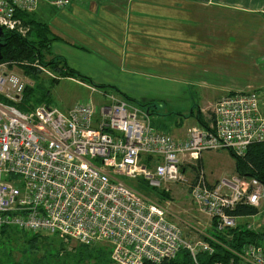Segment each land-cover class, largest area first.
<instances>
[{"label": "built area", "instance_id": "2783aa9c", "mask_svg": "<svg viewBox=\"0 0 264 264\" xmlns=\"http://www.w3.org/2000/svg\"><path fill=\"white\" fill-rule=\"evenodd\" d=\"M41 2L67 10L73 0H0V27L26 36L19 14L35 12ZM34 67L56 78L39 63ZM28 86L9 63L0 62V229L107 247L113 264H159L181 251L192 264H208L201 257L215 255L211 243L186 237L167 210L119 177L143 179L153 189L187 187L219 236L239 228V218L229 213L236 207L260 208L262 183L238 175L209 183L199 164L205 152L228 150L242 157L264 141V107L256 93L221 98L210 127L191 128L187 139L177 140L156 129L148 112L109 93L102 106L91 100L66 112L45 104L22 112L18 105ZM186 165L195 172L192 179L183 172ZM225 248L232 259L209 264H264V241Z\"/></svg>", "mask_w": 264, "mask_h": 264}, {"label": "crops", "instance_id": "0c3cea01", "mask_svg": "<svg viewBox=\"0 0 264 264\" xmlns=\"http://www.w3.org/2000/svg\"><path fill=\"white\" fill-rule=\"evenodd\" d=\"M50 7L41 17L58 37L51 57L67 62L65 54L76 52L78 67L67 64L77 72L81 66L102 71L103 82L164 72L161 77L176 96L192 102V111L176 112L170 124L152 109L149 116L156 129L177 140L187 139L191 128L210 127L225 96L253 92L264 107V0H73L67 10ZM57 42L67 51L55 53ZM131 99L125 101L138 102ZM183 172L195 175L187 165Z\"/></svg>", "mask_w": 264, "mask_h": 264}, {"label": "rangeland", "instance_id": "374dc122", "mask_svg": "<svg viewBox=\"0 0 264 264\" xmlns=\"http://www.w3.org/2000/svg\"><path fill=\"white\" fill-rule=\"evenodd\" d=\"M47 7V9L45 8ZM48 4L40 3L34 15L39 21L50 23V20L42 15H48L46 10L50 11ZM46 11V12H45ZM47 17V16H46ZM48 21V22H47ZM54 52L63 53L67 51L65 47L57 42L53 48ZM67 62L71 67H78L79 57L76 52L65 54ZM51 59L50 55H46V60ZM82 65V64H81ZM12 72L21 77H25L29 86L35 89V94L40 97V93L51 91L47 100L41 105H48L53 109H59L63 112L73 109L80 102L93 101L95 106H102L107 101V92L96 89L95 86L107 84L118 88L136 101H143L150 105V108L161 115V119L166 123L177 121V113H190L192 110V102L186 97L176 96L172 90H176L167 80L161 77L164 72L156 74L154 77H137L132 73H128L125 77H112V82H103L98 79L102 77V71L89 69L83 70L82 66L79 70L80 75L90 79V83H83L76 79L62 78L58 83L52 86V78L48 74H40L35 77L33 75H25L19 68L11 67ZM49 71V70H48ZM53 77H58L55 72L50 71ZM93 75V76H90ZM95 75V77H94ZM40 88L37 89V87ZM179 90H184L182 85L178 86ZM111 93V92H108ZM180 94V93H179ZM134 105V104H133ZM144 112H149L148 108L142 107L139 103L135 104ZM152 120V119H151ZM179 120V119H178ZM160 131L167 132L164 128ZM169 131V130H168ZM202 163V164H201ZM101 166L100 163H98ZM206 174L209 183H217L223 179L232 180L236 176V161L228 150L208 151L202 154V160L199 162ZM190 178L191 173L185 174ZM129 187L137 190L145 199L153 201L167 210L169 219L177 224L184 235L190 239L198 240L209 238L212 236L210 226L212 220L201 212V210L190 199L188 188L177 183H171L162 189L150 188L143 179H129L119 177ZM18 182L17 185H20ZM161 191L169 194V198L163 197ZM241 226L245 224L252 226V231L262 233L264 231V200L258 208V214L238 220ZM48 236V241H43L39 250L31 252L27 246V240L33 237L31 234L14 233L9 230L7 236L0 235V264H25L27 260L41 259L47 257L53 264H75L79 259V243L72 240L62 239L60 237ZM109 251V250H108ZM111 256V251H110ZM111 262L110 259V263Z\"/></svg>", "mask_w": 264, "mask_h": 264}, {"label": "trees", "instance_id": "16d2710c", "mask_svg": "<svg viewBox=\"0 0 264 264\" xmlns=\"http://www.w3.org/2000/svg\"><path fill=\"white\" fill-rule=\"evenodd\" d=\"M19 16L28 28V33L26 36H21L15 32L5 31V37L2 40L5 45L2 49V62L9 63L11 67L16 66L21 69L25 75H33L35 77L42 74L40 70L34 67L35 64L39 63L41 66L58 75V77L52 80V86L58 83L62 78L76 79L83 83L88 82L92 85L90 79L81 76L79 72L69 67L65 59L61 57H51V59L47 61L46 55H52L51 45L54 41L58 40V37L52 33L46 23L37 20L33 13H22L19 14ZM95 87L98 90H103L105 93L113 92L121 96L124 100H132L121 93L116 87L107 85ZM38 88H40V86H38L37 89ZM35 89L36 88L30 86L27 87L23 102L18 105L20 111L26 112L40 106L45 100H47L51 93V91L48 90L46 93H40V97H38L35 94ZM137 103L143 108H148V113L149 115L151 114L152 110L150 105L142 102ZM201 123L203 124L202 120ZM229 152L235 158L236 174L239 177L256 179L264 185V141L252 144L247 153L242 157L236 156L232 151ZM161 193L163 197H170L165 191H161ZM229 213L236 218L251 217L258 214V209L248 205H239ZM9 230L14 233L33 235L32 238L27 240V246L31 252L39 250V246L43 241H48V236H44L42 233H29L10 227L0 229V235H3L4 237L7 236ZM51 236L58 237L56 235ZM212 236L216 237L220 243L214 244L211 239L204 238L216 248L214 256L209 259H206L204 256L201 257L203 258V262H205L204 260H207L208 264L217 261H230L232 259V254L225 247L239 250L246 244L264 241V231L262 233H255L252 230H246L243 226H239L237 230L230 231L226 236H219L214 233ZM78 249L80 259L75 264L110 263V250L107 247H88L80 244ZM25 264H53V262L45 256L41 259H29ZM145 264L155 263L147 262ZM159 264H192V259L187 251H181L175 259L166 260Z\"/></svg>", "mask_w": 264, "mask_h": 264}, {"label": "water", "instance_id": "95a60500", "mask_svg": "<svg viewBox=\"0 0 264 264\" xmlns=\"http://www.w3.org/2000/svg\"><path fill=\"white\" fill-rule=\"evenodd\" d=\"M5 37V32L3 31V29L0 27V62L3 60V54H2V49L4 48V44L2 42V40Z\"/></svg>", "mask_w": 264, "mask_h": 264}]
</instances>
